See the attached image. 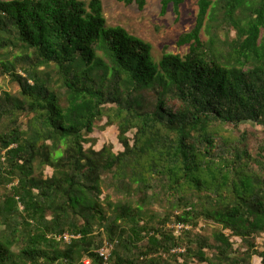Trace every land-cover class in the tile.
<instances>
[{"label": "trees", "instance_id": "16d2710c", "mask_svg": "<svg viewBox=\"0 0 264 264\" xmlns=\"http://www.w3.org/2000/svg\"><path fill=\"white\" fill-rule=\"evenodd\" d=\"M184 1L162 0V13ZM198 4L177 42L187 54L156 62L107 26L101 0H0V78L19 88L0 94V264H106L105 242L108 264H264V0ZM105 119L123 150L87 138ZM245 123L263 131L255 151ZM203 220L220 227L211 238ZM231 237L249 249L233 256Z\"/></svg>", "mask_w": 264, "mask_h": 264}, {"label": "rangeland", "instance_id": "374dc122", "mask_svg": "<svg viewBox=\"0 0 264 264\" xmlns=\"http://www.w3.org/2000/svg\"><path fill=\"white\" fill-rule=\"evenodd\" d=\"M89 3L91 0H81ZM103 5L104 16L109 27H122L127 30L131 35H134L152 46V55L156 62H159L164 53L185 55L189 50V46H178L177 42L179 37L187 32H190L196 25L197 17L199 13V0H185L179 8L177 14L173 6H169L165 14L162 13V0H147V4L143 10H140L138 6L125 5L119 0H101ZM203 38L206 36L203 34ZM18 86L11 83L7 78H0V94L2 92L15 93L18 91ZM106 119L97 122L92 134L87 138L92 141L96 150H100L104 145H113L115 152L123 150L118 141V130L116 126L106 127ZM242 130L250 131L251 138L249 145L252 150L255 151V141L263 137V131L260 127L253 123H245L241 125ZM91 143L86 147H90ZM46 175H51L52 170L47 168ZM4 191L0 189V195ZM103 198L109 196V200L113 203H118L120 197L113 194L111 190L103 189ZM150 215L159 219L165 217L164 209L159 205L154 207L150 212ZM174 219V217H173ZM155 226H159V222L153 223ZM174 224H169L170 228H173ZM199 227L196 231L209 236L220 229L219 226L206 223L204 220L199 223ZM4 226L0 225V231ZM188 229H190L188 227ZM179 233V232H176ZM230 234V232L225 231ZM233 243V256H237L249 249L240 238L231 237ZM213 243L214 241L211 240ZM255 249L259 252H264V235L259 236L255 242ZM13 251H18L17 247H13ZM210 253V252H208ZM251 264H262V259L258 255H254L250 260ZM76 264H90L89 260L83 256V254H77L75 256ZM163 264H207L198 260V258L179 257L174 259L167 256L163 260Z\"/></svg>", "mask_w": 264, "mask_h": 264}, {"label": "built area", "instance_id": "2783aa9c", "mask_svg": "<svg viewBox=\"0 0 264 264\" xmlns=\"http://www.w3.org/2000/svg\"><path fill=\"white\" fill-rule=\"evenodd\" d=\"M173 228L176 232H181L183 229H188L187 226L184 224H175L173 225ZM78 236L73 235L71 233H64L62 235L58 236V239L63 241L66 244H71L73 239L77 238ZM113 249V246L107 242H105L104 246L98 248L96 250L97 254L104 260L106 264H108V261L111 258V251Z\"/></svg>", "mask_w": 264, "mask_h": 264}]
</instances>
